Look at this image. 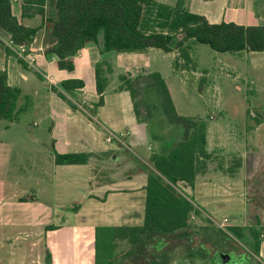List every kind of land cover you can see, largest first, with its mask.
Listing matches in <instances>:
<instances>
[{
	"label": "crops",
	"instance_id": "0c3cea01",
	"mask_svg": "<svg viewBox=\"0 0 264 264\" xmlns=\"http://www.w3.org/2000/svg\"><path fill=\"white\" fill-rule=\"evenodd\" d=\"M55 1L45 0L43 16L32 12L29 16H23V0H10L12 14L20 23L38 27L33 41L28 45L35 57V63L30 65L9 50L4 41L10 36L0 29V70L7 73L10 85L21 90L17 101L19 110L32 108L29 94L25 90L27 88L32 89L36 101H40L41 110L46 106L45 117L50 121L47 128L50 137H54L53 151L89 152L92 156L85 164H55L52 156V170L57 181L51 187V198L40 201L25 188L20 189L22 193L18 194V184L14 186L11 179H8L15 165L13 154L30 157L34 152V144L20 145L22 137L20 140L0 138V264H94L95 227L137 226L141 225L144 219L146 167L149 165L147 160L154 145L147 142V125L137 120L127 90H117L114 87V93L111 95L103 92V103L95 107L99 98L95 83V65L102 60L110 63L111 83L116 76L120 79V75L128 73L131 67L139 70L145 65V70L148 71L152 65L151 56L156 55L151 50L157 48H149L140 53L102 52L95 42H88L72 57L74 67L71 71L60 69L56 65V57L45 52L55 41L51 35ZM184 2L190 12L205 16L210 23H264V0ZM165 53H174V58L177 55L176 51ZM190 55L191 66L183 70H175L172 67L174 73L193 69L195 59L192 52ZM156 72L161 74L158 70ZM161 76L163 77L162 74ZM36 78L48 88L47 93H44ZM67 79H79L84 83L83 87L66 94L78 109L71 108L54 91L59 88L61 81ZM200 91L204 93L203 89ZM37 105L39 104L33 108L37 109ZM79 111H82V114ZM210 115L213 116L211 119L216 118L213 113L206 118L209 119ZM219 115L222 116V112ZM16 121H6L1 126L8 131ZM249 130L253 133L255 131L245 124L246 135ZM101 133L102 136L99 137ZM108 134L114 135L115 138L107 141ZM233 134L238 135L236 130ZM208 138L206 137L207 140ZM242 138L245 142L242 151L229 152L217 146L207 147L212 153V158L206 171L196 177L192 199L208 217L207 212L195 201L197 179L207 180L211 172L218 170L233 181H238L236 175L243 168H252L251 160L255 161L260 155L264 158V153L258 152L251 144L253 139L257 141V137H221V146L227 149L229 146L225 143L238 145V139ZM236 163H240V166L233 168L232 172H227V169ZM2 191H5L3 196ZM121 245V251L130 248L127 241L121 242ZM191 250L193 247L187 252L190 253ZM259 254L264 257L261 249ZM191 262L193 263V259L185 256L172 258L170 264ZM131 263L144 264L140 260ZM113 264H130V260L122 254Z\"/></svg>",
	"mask_w": 264,
	"mask_h": 264
},
{
	"label": "trees",
	"instance_id": "16d2710c",
	"mask_svg": "<svg viewBox=\"0 0 264 264\" xmlns=\"http://www.w3.org/2000/svg\"><path fill=\"white\" fill-rule=\"evenodd\" d=\"M184 3V0H176L174 5L156 0H56L51 27L55 41L45 52L56 57L58 68L71 71L72 57L88 42H95L102 52L133 53L149 48L176 51L175 70L191 66L194 42L207 44L216 52L264 51V23H210L205 16L190 12ZM44 5L45 0H23L22 14L29 16L32 12L43 16ZM0 29L15 44L29 45L38 27L20 23L12 14L10 0H0ZM110 73L109 62L96 63L99 98L95 107L103 103ZM120 81L116 89L129 92L137 120L147 125L148 137L157 141L158 146L147 160L142 224L95 227L94 264H113L122 254L134 263L140 260L144 264H170L171 240L179 241L177 245L189 251L193 236L210 232V218L192 199L196 177L206 171L212 158L206 146V120L178 114L164 78L156 71L135 76L128 72L120 75ZM83 85L79 79H67L54 90L71 108L78 109L66 94ZM20 94V88L10 85L7 73L0 70V122L18 119ZM161 124L168 125L166 132ZM91 156L89 152L53 151L55 164H85ZM239 166L236 163L227 172ZM191 212L207 224H193L189 221ZM216 231L224 237L244 239L259 254L263 231L256 226L248 228L250 243L238 225L229 226L228 232ZM123 241L129 242L128 250L121 251Z\"/></svg>",
	"mask_w": 264,
	"mask_h": 264
},
{
	"label": "rangeland",
	"instance_id": "374dc122",
	"mask_svg": "<svg viewBox=\"0 0 264 264\" xmlns=\"http://www.w3.org/2000/svg\"><path fill=\"white\" fill-rule=\"evenodd\" d=\"M156 1L173 4L176 0ZM151 51L156 55L151 56L150 71H146L147 67L142 65L139 70L131 67L128 72L135 76L138 73L158 70L166 80L176 112L198 115L206 120V132L209 137L206 139L207 147L217 146L229 152H237L245 148L243 138L238 139V145L225 143L229 146L226 149L221 146V137H257V141L253 139L251 144L258 152L264 153V52H216L207 44L194 42L192 56L195 66L191 71L174 73V53L167 54L158 49ZM9 74L12 81L11 73ZM36 79L44 93H47L48 88ZM120 83L116 76L105 89L107 95L113 94L114 87ZM201 89L204 93H201ZM25 90L29 94L32 108L19 111L16 124L11 130L2 128L1 125L6 122L3 121L0 125V138L20 140L22 137L20 145L34 144V152L30 157L13 154L15 165L8 179H11L14 186L18 184V194L22 193L20 189L25 188L28 193L32 192L37 200L42 201L51 198V187L57 181L52 170L54 137H50L47 128L50 121L45 117L46 106L41 110L42 105L40 101H36L32 89ZM36 104H39L37 109L33 108ZM220 112L222 116L219 115ZM79 113L82 114V111ZM211 113L216 115L215 119L206 118ZM245 124L251 126L255 130L254 133L249 130L246 135ZM167 130L168 125L163 124L162 131ZM234 130L238 135L233 134ZM101 136L102 133L99 134V137ZM147 142L153 144L155 149L158 146V142L152 141L150 137ZM261 157L262 155L255 161L251 160V169L243 168L236 175L238 181H233L218 170L211 172L207 180L197 179L195 201L210 217V232L193 236L191 253L185 251L182 245H177L179 241L171 240L169 245L173 247V258L191 257L192 254L193 263L190 264H264V257L254 253L244 239L239 240L230 235L224 237L216 231L220 229L228 232L229 226L238 225L242 227L246 234L245 239L250 243L248 228L256 226L263 231L260 249L264 253V168L261 167L264 166V158ZM3 194L5 191H2V196ZM225 217L229 219L230 225L221 228L218 223ZM192 223L207 224L197 218ZM226 253L231 257L229 261L222 258Z\"/></svg>",
	"mask_w": 264,
	"mask_h": 264
},
{
	"label": "built area",
	"instance_id": "2783aa9c",
	"mask_svg": "<svg viewBox=\"0 0 264 264\" xmlns=\"http://www.w3.org/2000/svg\"><path fill=\"white\" fill-rule=\"evenodd\" d=\"M5 46L11 50L17 57L24 59L27 63H29L30 65H34L35 63V57L32 54V52L29 50L28 45L25 44H15L11 38L7 39L6 41H4ZM49 81L51 79L47 78ZM213 116L210 115L209 118H212ZM112 138H115L114 135L112 134H108L106 136V140L107 141H111ZM195 219V214L193 212H191L189 214V221H193ZM218 225L221 228H224L226 226H229V219L227 217H225L221 222L218 223Z\"/></svg>",
	"mask_w": 264,
	"mask_h": 264
},
{
	"label": "water",
	"instance_id": "95a60500",
	"mask_svg": "<svg viewBox=\"0 0 264 264\" xmlns=\"http://www.w3.org/2000/svg\"><path fill=\"white\" fill-rule=\"evenodd\" d=\"M222 258L224 259V261H229L231 257H230L229 254L226 253V254L223 255Z\"/></svg>",
	"mask_w": 264,
	"mask_h": 264
}]
</instances>
